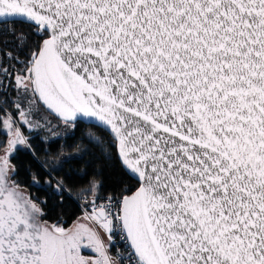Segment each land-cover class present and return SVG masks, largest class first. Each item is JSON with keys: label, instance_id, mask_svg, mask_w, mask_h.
Segmentation results:
<instances>
[{"label": "snow or ice", "instance_id": "snow-or-ice-1", "mask_svg": "<svg viewBox=\"0 0 264 264\" xmlns=\"http://www.w3.org/2000/svg\"><path fill=\"white\" fill-rule=\"evenodd\" d=\"M16 24L34 37L29 103L95 121L136 182L85 189L128 264H264V0H0V28ZM85 234L111 264L91 229L42 226L0 187V264H90Z\"/></svg>", "mask_w": 264, "mask_h": 264}, {"label": "trees", "instance_id": "trees-1", "mask_svg": "<svg viewBox=\"0 0 264 264\" xmlns=\"http://www.w3.org/2000/svg\"><path fill=\"white\" fill-rule=\"evenodd\" d=\"M19 25L29 32L26 25ZM33 40L29 32L26 42L29 49ZM24 52L29 56L27 50ZM2 97L5 98L3 105L7 106L9 95ZM36 103L50 120L48 127L51 131L29 136L30 149H17L11 163L16 184L25 189L40 206L45 222L67 228L81 218L82 212L70 195L92 199L85 189L93 179L101 181L109 195L119 196L121 192L130 195L135 191L136 182L124 175L115 158V150L109 147L106 135L99 128L82 123L68 127L48 113L39 102ZM6 108L10 109L11 106ZM89 130L97 140L87 135ZM23 132L26 134L24 128Z\"/></svg>", "mask_w": 264, "mask_h": 264}, {"label": "rangeland", "instance_id": "rangeland-1", "mask_svg": "<svg viewBox=\"0 0 264 264\" xmlns=\"http://www.w3.org/2000/svg\"><path fill=\"white\" fill-rule=\"evenodd\" d=\"M27 57L28 54L24 53L25 60ZM22 74H24V67L17 68V71L11 75L9 85L7 86V91H5V87L0 86V88L3 89L0 90V170H2V174H0V187L13 192L15 197L20 201L22 208L27 206L28 210L32 211L33 214L38 217L42 226L50 228H62L55 224L47 223L42 219L40 206L34 202L25 189L19 187L16 184L13 178L14 167L11 163V157L15 154L17 149H30L28 143V139L30 138L29 136H33L37 132L47 131V133H50L51 131V128L48 127L50 125V120L38 107L37 103H29V101L35 100L32 90H25L24 88L17 85L16 78ZM10 90H12L11 93ZM5 95H9L7 98V106H11L10 109L3 105V99L5 98L2 96ZM17 105H19V107H17ZM23 128L26 130V134L23 132ZM87 135L91 139L97 140L92 130H89ZM19 139H22L24 142L13 143ZM32 205H35V211H33ZM80 225H83L85 228H89L92 230V232L96 233V236L102 243V239L98 232L92 226L90 220L84 216L76 220L70 227L63 229L67 232H73ZM99 229L102 232V236L105 237V234L108 231L100 227ZM79 255L85 257L90 262V264H96V262L102 260L100 252L95 250V245L88 240L87 234H85L84 239L80 242Z\"/></svg>", "mask_w": 264, "mask_h": 264}, {"label": "built area", "instance_id": "built-area-1", "mask_svg": "<svg viewBox=\"0 0 264 264\" xmlns=\"http://www.w3.org/2000/svg\"><path fill=\"white\" fill-rule=\"evenodd\" d=\"M12 27V25L7 26L9 29L8 31L0 28V86L5 87V91H7L11 75L17 71V68L24 67L26 63L24 49L19 46L20 34L23 33L24 36L28 37L25 43L29 40V32L27 30H24L20 25L16 24L14 26L16 35L14 36L10 31ZM4 69H6L7 72H5ZM0 90L3 89L0 88ZM70 197L79 207L82 215L86 218L88 213L92 210L88 205V201L91 199L86 196L70 195ZM102 202L107 203L106 200ZM118 211L119 207L114 206L113 212ZM90 222L101 237L104 251L109 257L111 264H128L131 249L129 247V242L123 238L126 235L123 230L117 227L111 233L107 232L105 237H103L99 226L92 221Z\"/></svg>", "mask_w": 264, "mask_h": 264}, {"label": "water", "instance_id": "water-1", "mask_svg": "<svg viewBox=\"0 0 264 264\" xmlns=\"http://www.w3.org/2000/svg\"><path fill=\"white\" fill-rule=\"evenodd\" d=\"M38 99V98H37ZM41 105H42V107L47 111V112H49L51 115H53L54 117H56V118H58L54 113H51V111L49 110V109H47L46 108V106H44L43 104H42V102H39ZM59 120H61L60 118H58ZM62 121V120H61ZM76 123H82V124H84V125H86V126H91V127H96V126H94L95 124H96V122L95 121H93V120H89V119H87V118H82V119H78L77 120V122ZM75 123V124H76ZM96 128H98V127H96ZM132 194V193H131ZM130 194V195H131Z\"/></svg>", "mask_w": 264, "mask_h": 264}]
</instances>
